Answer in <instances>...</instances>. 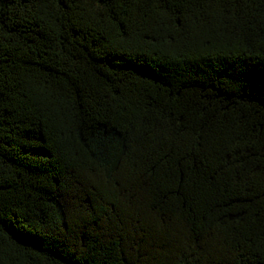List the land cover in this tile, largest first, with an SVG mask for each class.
I'll return each mask as SVG.
<instances>
[{
    "label": "trees",
    "instance_id": "16d2710c",
    "mask_svg": "<svg viewBox=\"0 0 264 264\" xmlns=\"http://www.w3.org/2000/svg\"><path fill=\"white\" fill-rule=\"evenodd\" d=\"M0 264H264V0H0Z\"/></svg>",
    "mask_w": 264,
    "mask_h": 264
},
{
    "label": "snow or ice",
    "instance_id": "6c2138e0",
    "mask_svg": "<svg viewBox=\"0 0 264 264\" xmlns=\"http://www.w3.org/2000/svg\"><path fill=\"white\" fill-rule=\"evenodd\" d=\"M0 228H2V225H0Z\"/></svg>",
    "mask_w": 264,
    "mask_h": 264
}]
</instances>
